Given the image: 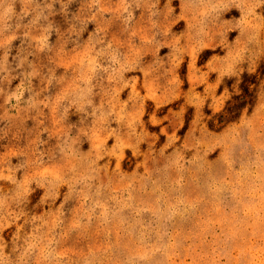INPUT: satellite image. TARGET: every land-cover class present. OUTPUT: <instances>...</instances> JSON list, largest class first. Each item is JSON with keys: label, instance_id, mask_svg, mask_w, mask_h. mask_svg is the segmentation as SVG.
<instances>
[{"label": "rangeland", "instance_id": "1", "mask_svg": "<svg viewBox=\"0 0 264 264\" xmlns=\"http://www.w3.org/2000/svg\"><path fill=\"white\" fill-rule=\"evenodd\" d=\"M0 264H264V0H0Z\"/></svg>", "mask_w": 264, "mask_h": 264}]
</instances>
